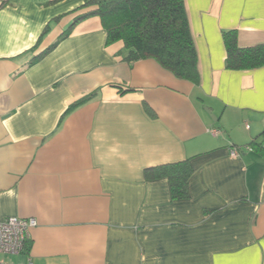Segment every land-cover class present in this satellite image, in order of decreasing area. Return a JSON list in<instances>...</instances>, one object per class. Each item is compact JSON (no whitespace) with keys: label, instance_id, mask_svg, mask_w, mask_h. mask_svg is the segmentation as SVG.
<instances>
[{"label":"crops","instance_id":"0c3cea01","mask_svg":"<svg viewBox=\"0 0 264 264\" xmlns=\"http://www.w3.org/2000/svg\"><path fill=\"white\" fill-rule=\"evenodd\" d=\"M87 1L0 0V221H38L4 257L264 264V65L229 69L224 40L264 43V0H185L197 83L126 60L98 15L75 23ZM187 160L175 197L156 168Z\"/></svg>","mask_w":264,"mask_h":264},{"label":"trees","instance_id":"16d2710c","mask_svg":"<svg viewBox=\"0 0 264 264\" xmlns=\"http://www.w3.org/2000/svg\"><path fill=\"white\" fill-rule=\"evenodd\" d=\"M85 6L95 9L77 18L75 23L92 14L98 15L107 31V44L124 42L126 60L154 58L177 77L199 81L198 54L185 0H88ZM70 29L63 37L71 33ZM48 31L49 26L44 34ZM224 40L229 69L264 65V43L242 47L235 31L225 32ZM156 169L169 177L175 197L187 196L193 170L188 160Z\"/></svg>","mask_w":264,"mask_h":264},{"label":"built area","instance_id":"2783aa9c","mask_svg":"<svg viewBox=\"0 0 264 264\" xmlns=\"http://www.w3.org/2000/svg\"><path fill=\"white\" fill-rule=\"evenodd\" d=\"M217 134V130H212ZM253 149L252 145L247 146ZM242 148L233 147L231 154L240 156ZM38 225L37 219L33 217H8L0 221V254L4 256L20 255L26 247V243L30 238L31 231ZM0 264H32L31 258L28 257L24 263H16L6 258L0 259Z\"/></svg>","mask_w":264,"mask_h":264},{"label":"rangeland","instance_id":"374dc122","mask_svg":"<svg viewBox=\"0 0 264 264\" xmlns=\"http://www.w3.org/2000/svg\"><path fill=\"white\" fill-rule=\"evenodd\" d=\"M5 258L3 254H0V259ZM8 258V257H7ZM12 260V259H10Z\"/></svg>","mask_w":264,"mask_h":264},{"label":"water","instance_id":"95a60500","mask_svg":"<svg viewBox=\"0 0 264 264\" xmlns=\"http://www.w3.org/2000/svg\"><path fill=\"white\" fill-rule=\"evenodd\" d=\"M207 111H208L209 113L211 112L210 109H208V108H207ZM213 118L216 119V117H214V116H213Z\"/></svg>","mask_w":264,"mask_h":264},{"label":"bare ground","instance_id":"6f19581e","mask_svg":"<svg viewBox=\"0 0 264 264\" xmlns=\"http://www.w3.org/2000/svg\"><path fill=\"white\" fill-rule=\"evenodd\" d=\"M24 252V251H23Z\"/></svg>","mask_w":264,"mask_h":264}]
</instances>
